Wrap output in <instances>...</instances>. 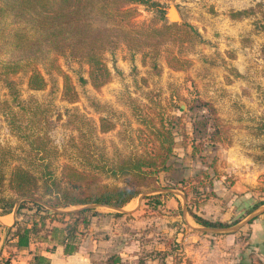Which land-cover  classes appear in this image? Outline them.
Masks as SVG:
<instances>
[{"label": "rangeland", "instance_id": "374dc122", "mask_svg": "<svg viewBox=\"0 0 264 264\" xmlns=\"http://www.w3.org/2000/svg\"><path fill=\"white\" fill-rule=\"evenodd\" d=\"M121 1L136 8L131 19L135 25L151 29L140 30L146 41H118L103 49L111 78L102 86L94 87L88 65L69 55L58 56V64L77 92L73 102L62 99L64 78L55 71H42L46 81L42 89L28 87L29 71L0 76V172L4 175L0 197L15 199L8 185L13 167L37 174L42 168L40 157L57 176L64 164H70L97 173L109 185L135 184L140 193L126 206L132 214L99 208L101 212L91 216L88 211L89 224L78 225L81 233L72 240L80 244L85 231L102 227L99 222L106 219L104 231L117 230L120 243H134L138 249L134 260L143 261L145 256L159 260L158 251L165 248L167 261L191 264L185 245L190 251L192 235H212L207 229L192 230L190 211L212 218L218 215L213 206H224L228 199V190L214 184L225 176L227 186L233 177H228L227 161L218 153L232 150L234 160L242 157V167L264 165V0ZM170 4L176 6L179 22L168 21ZM244 9L248 12L243 16L230 17ZM171 23L175 26H165ZM203 102L213 107L215 118ZM159 113L172 119L176 133L169 159L172 169L158 172L157 180L148 184L110 177L109 165L141 153L147 145L144 134L150 130L147 119ZM102 126L109 129L102 131ZM212 132L219 134V141ZM211 163L215 168L209 167ZM255 189L264 196V174ZM39 195L16 201L11 211L16 213L14 222L32 226L38 239H49L47 233L60 245L63 223L75 219L68 212L83 206L55 209ZM24 199L28 201L18 209ZM208 200L214 205L207 207ZM6 238L1 247L7 251L0 259L10 261Z\"/></svg>", "mask_w": 264, "mask_h": 264}, {"label": "trees", "instance_id": "16d2710c", "mask_svg": "<svg viewBox=\"0 0 264 264\" xmlns=\"http://www.w3.org/2000/svg\"><path fill=\"white\" fill-rule=\"evenodd\" d=\"M130 1L144 3L147 0ZM121 2V0H0V76L29 71L28 87L42 89L46 85L42 71L48 74L55 71L64 78L62 99L73 102L77 98V92L70 77L58 64V56L69 55L88 65L89 79L94 87L102 86L111 78V73L102 59L103 49L116 45L118 41H146L144 38L147 36H143L140 30L148 32L151 29L135 25L131 19L136 13V8L123 6ZM247 12L245 9L234 11L230 17L238 18ZM165 26L173 27L175 24ZM202 105L207 106L210 117L215 118L213 107L207 102H203ZM157 115L149 116L147 119L150 130L144 134L148 135L147 145L143 147L141 153L130 154L125 159L109 165L106 171L110 177H123L124 182L136 179L141 184H148L157 180L158 172L172 169L169 159L173 155L176 143L173 121L162 113ZM108 129L102 126L101 130ZM211 136L216 137V141L220 140L217 132H212ZM192 147L195 151L194 144ZM39 164L42 168L37 174L20 166L13 167L8 185L16 197L15 199L0 197V208L4 209L1 213H10L19 198H34L37 194H40V198H46L45 202L55 209L83 206L68 212V215L75 216V219L63 223L65 226L61 231L64 234L59 242L66 254H72L79 246L72 239L81 233L78 231V225L89 224L86 212L91 211V216L99 214L96 208L88 205L121 208L140 193L139 187L135 184L109 185L102 182L97 173L80 170L70 164H64L60 176L50 169L49 162L43 157H40ZM209 167L215 168L214 163ZM200 173L207 175L204 171ZM3 181L4 175L0 172V186ZM25 199L20 201L18 209L28 201ZM32 201L40 206L35 200L31 199L30 202ZM261 204H264V200L256 201L244 211L245 214ZM46 211L55 215L61 214L49 209ZM190 215L196 223L205 227L223 228L237 222V220L210 221L193 211H190ZM44 218L45 215H41V219ZM40 224L43 226L44 222ZM55 228L57 227H51L50 230ZM32 232V226L21 227L15 221L7 229L6 239L12 247L26 248L34 237ZM45 236L50 240L54 239L47 233ZM12 255L10 252V258ZM33 259L34 264H48L47 258L43 255L36 254ZM8 262L9 258L0 259V264Z\"/></svg>", "mask_w": 264, "mask_h": 264}, {"label": "crops", "instance_id": "0c3cea01", "mask_svg": "<svg viewBox=\"0 0 264 264\" xmlns=\"http://www.w3.org/2000/svg\"><path fill=\"white\" fill-rule=\"evenodd\" d=\"M218 155L227 161L225 170L228 177L233 174L227 186L223 184L227 179L225 176L214 183L216 187L228 190V199L225 200L227 203L224 206L218 203L214 205L210 204L208 200L205 205L207 207L214 205L212 212H216L218 215L212 218L205 214H200V216L210 221L231 222L237 220V222L223 228H212L202 226L193 220V224H195L191 226L193 231L204 232L207 229V233L212 236L202 238L194 237L195 234L192 235L194 243L190 251L185 245V257L192 262L191 264H264V204L252 210L256 214L249 220L246 218L249 214L244 212L256 201L264 200V196L255 189L259 183V176L264 174V165L251 163V165L242 167V157L234 160L232 150L226 153L219 152ZM128 203L117 209L99 205L96 210L101 212L99 208H110L127 216L132 214L126 207ZM15 215L16 213L13 212L0 213V258L6 254V247H1V244L6 237L7 229L14 223ZM105 220L101 219L99 222L102 227L89 229L83 235L77 250L72 254L64 253L63 246L47 238L33 237L26 248L7 247L13 253L7 264H34L33 257L36 254L46 257L48 264H174L167 261L168 252L164 251L165 248L158 251L162 254L159 260L147 256L142 257L143 261L134 260L132 257L135 250H138L134 247V243L127 244V241L120 243L118 238L121 235L117 230L104 231ZM112 222H118V220L114 219ZM110 244L112 245L109 249L107 247ZM54 245L56 246L52 248ZM181 250L183 248L180 247ZM129 251L132 252L131 256H129ZM130 257L131 259H129ZM175 264L177 263L175 262Z\"/></svg>", "mask_w": 264, "mask_h": 264}, {"label": "water", "instance_id": "95a60500", "mask_svg": "<svg viewBox=\"0 0 264 264\" xmlns=\"http://www.w3.org/2000/svg\"><path fill=\"white\" fill-rule=\"evenodd\" d=\"M166 17L168 19L169 22H179L180 21V15L178 13V10L176 8L175 5L173 4H170L168 9H167V12H166ZM173 19V20H171ZM256 213H252L251 215H249L247 217V220H249L250 218H252ZM244 222V221H243Z\"/></svg>", "mask_w": 264, "mask_h": 264}]
</instances>
